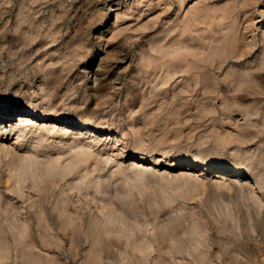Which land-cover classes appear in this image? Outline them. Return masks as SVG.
I'll list each match as a JSON object with an SVG mask.
<instances>
[{
	"label": "rangeland",
	"instance_id": "obj_1",
	"mask_svg": "<svg viewBox=\"0 0 264 264\" xmlns=\"http://www.w3.org/2000/svg\"><path fill=\"white\" fill-rule=\"evenodd\" d=\"M0 107V264H264V0H0Z\"/></svg>",
	"mask_w": 264,
	"mask_h": 264
},
{
	"label": "bare ground",
	"instance_id": "obj_2",
	"mask_svg": "<svg viewBox=\"0 0 264 264\" xmlns=\"http://www.w3.org/2000/svg\"><path fill=\"white\" fill-rule=\"evenodd\" d=\"M15 112H18V116H19V118L18 119H15V121H17V123H18V125H21L20 126V130H22V129H24V128H26L29 124H27V123H34V124H40V122H42V121H39L40 119H42V118H40V116H34V114H32V113H30V112H28V111H24V110H20V111H12V110H10V109H8V108H6V107H0V125H2L3 126V128H5L6 127V125H4V123L3 122H5V121H11V119H12V116H13V113H15ZM16 114V113H15ZM17 116V117H18ZM39 117V118H38ZM57 119V118H56ZM14 120V119H13ZM24 123L26 124V125H24ZM68 124H71L72 126H76L75 125V123L74 122H68ZM79 124V123H78ZM52 125H56L57 126V124H52ZM33 126V125H32ZM36 126V125H35ZM72 126H71V128H72ZM22 127H24V128H22ZM37 127V126H36ZM73 127V128H74ZM1 128V127H0ZM7 128V127H6ZM22 128V129H21ZM38 128H39V126H38ZM71 128H69V129H71ZM96 128V127H95ZM68 129V128H67ZM90 129V128H89ZM25 130V129H24ZM94 130V129H93ZM21 133V132H20ZM89 134L90 135H94V132H92V130L89 132ZM20 135V134H19ZM18 135V136H19ZM156 161V160H155ZM83 162V161H82ZM130 163L131 164H137V165H145L146 163L143 161V160H139V159H132V160H130ZM173 163L172 162H170L169 164H168V166L169 167H173ZM210 166V165H209ZM199 167V166H198ZM211 171L212 172H217V171H219V172H217V174H219V175H221V176H225L226 175V173L225 172H227V171H230V169L231 168H229L228 166H226L225 164H212L211 166ZM197 168V166H196V164L195 163H193V162H188L187 163V167H186V169L187 170H194V169H196ZM203 169V168H202ZM203 172H205V171H203ZM235 173V175L233 176V179H234V181L235 180H239V179H241L242 177H243V172L242 171H236V172H234ZM233 173V174H234ZM17 197V196H16ZM20 197V196H19ZM41 211V210H40ZM1 212V211H0ZM39 212V211H38ZM42 212V211H41ZM1 213H3V212H1ZM0 213V214H1ZM42 215V214H41ZM1 216H3V215H1ZM5 221V220H4ZM128 238V237H127ZM114 240V239H113ZM47 242V241H46ZM129 247V246H128ZM100 250V249H99ZM158 256V255H157ZM163 256V255H162ZM14 263V262H13Z\"/></svg>",
	"mask_w": 264,
	"mask_h": 264
}]
</instances>
